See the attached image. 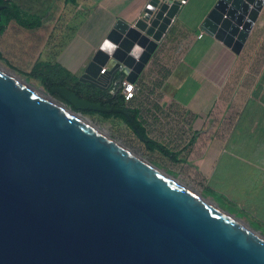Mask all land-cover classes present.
<instances>
[{"label":"water","instance_id":"95a60500","mask_svg":"<svg viewBox=\"0 0 264 264\" xmlns=\"http://www.w3.org/2000/svg\"><path fill=\"white\" fill-rule=\"evenodd\" d=\"M184 1L150 0L136 21L118 19L79 80L103 90L124 76L136 82ZM263 4L220 0L203 29L239 54ZM26 83L0 69V264H264V234L52 92L75 110L133 122L125 109L66 86L49 99Z\"/></svg>","mask_w":264,"mask_h":264},{"label":"crops","instance_id":"0c3cea01","mask_svg":"<svg viewBox=\"0 0 264 264\" xmlns=\"http://www.w3.org/2000/svg\"><path fill=\"white\" fill-rule=\"evenodd\" d=\"M219 1H184L126 105L155 131L153 140L186 147L170 149L182 154L203 194L264 234V4L237 54L203 29ZM149 2L71 3L78 24L56 62L79 79L117 20L136 21ZM227 94L235 119L226 132L223 120H209Z\"/></svg>","mask_w":264,"mask_h":264},{"label":"rangeland","instance_id":"374dc122","mask_svg":"<svg viewBox=\"0 0 264 264\" xmlns=\"http://www.w3.org/2000/svg\"><path fill=\"white\" fill-rule=\"evenodd\" d=\"M15 1L23 10L30 13L40 12L50 3H53V7L48 17L44 20L43 25L36 29L22 27L14 19L10 21L0 42V50L7 61L0 59V65L5 70L29 83L33 88L50 96L49 89L43 84L42 80L29 75V72H31L38 63L56 62L61 47L75 31L79 14L77 13V9L67 0ZM53 97L62 105L75 111V113L87 120L91 125L101 129L113 139L130 148L181 183L192 188L196 193L203 194L202 189L193 177L192 169L182 159V154L180 156V161L175 163L158 151L147 150L144 142L121 118L115 116L105 117L98 112L75 110L72 105L65 102L60 97L56 95H53ZM222 100L223 101L219 103L213 114H211L209 125H219L223 120L224 126L221 128L223 131L227 132V129H230L235 119L231 118V116L235 114V110H232L235 108V105L231 103L230 94H227ZM145 128L147 135L152 138L155 131L150 129V126H145ZM158 140H161V142L169 148L180 152L184 151L186 148L181 145H173L172 142H167L163 140L162 137H158Z\"/></svg>","mask_w":264,"mask_h":264},{"label":"trees","instance_id":"16d2710c","mask_svg":"<svg viewBox=\"0 0 264 264\" xmlns=\"http://www.w3.org/2000/svg\"><path fill=\"white\" fill-rule=\"evenodd\" d=\"M68 2L75 3L76 0H67ZM1 9V21H0V42L3 35L5 34L8 25L12 19H14L20 26L36 29L43 25L44 20L50 14L53 3H50L45 9L40 12L30 13L23 10L21 6L15 0H0ZM0 59L6 60L2 51L0 50ZM7 61V60H6ZM29 75L40 78L43 84L51 91L52 87L66 86L71 91L75 92L79 97L88 99L92 102H99L103 106L112 108L119 107L125 109L129 113L133 122H130L125 113L116 112H98L105 117H119L121 118L132 130L133 132L144 142L145 147L149 151H158L162 155L168 157L173 162H179V152L171 150L166 145L157 142L150 138L146 133V128L140 120L139 111L135 108L126 105L124 96L120 92H112V87L103 90L95 87L89 83L80 81L76 76H73L66 68L61 64L55 62H44L38 63L29 72ZM67 102L58 93L52 92ZM68 103V102H67ZM86 112H96V111H86ZM134 125L139 128V133L136 132ZM207 196V193H204Z\"/></svg>","mask_w":264,"mask_h":264},{"label":"built area","instance_id":"2783aa9c","mask_svg":"<svg viewBox=\"0 0 264 264\" xmlns=\"http://www.w3.org/2000/svg\"><path fill=\"white\" fill-rule=\"evenodd\" d=\"M164 2L169 3L171 5L173 3V0H160V3H164ZM175 19H176V16L172 18L171 24L169 25L167 31L171 28L172 24L175 22ZM200 36H202V34ZM162 39L159 41V44L161 43ZM105 71H106V68L102 70V73H104ZM138 81L139 79L136 82H131L125 76L122 78H119L116 81V83L112 86V89H113L112 92H115V91L120 92L124 96L126 102L131 101L135 96V92L137 91Z\"/></svg>","mask_w":264,"mask_h":264},{"label":"bare ground","instance_id":"6f19581e","mask_svg":"<svg viewBox=\"0 0 264 264\" xmlns=\"http://www.w3.org/2000/svg\"><path fill=\"white\" fill-rule=\"evenodd\" d=\"M0 69H2L3 71H5L6 73H8L9 75L13 76L15 79H17L18 81L22 82V83H26L24 80L20 79L18 76L10 73L9 71L5 70L1 65H0ZM29 87H31L35 92L39 93L40 95L46 97V98H49V99H52L51 96L47 95V94H44L40 91H38L37 89L33 88L31 85H29V83H26ZM80 120H82L83 122L89 124L91 127L99 130L101 133L105 134L106 136H109L107 133H105L104 131H102L101 129L91 125L87 120L83 119L82 117H80L77 113L73 112ZM187 186V185H186ZM186 188H188L189 190H191L192 192H194L195 194L197 195H201L200 193H196L195 191H193L192 188H190L189 186H187Z\"/></svg>","mask_w":264,"mask_h":264},{"label":"flooded vegetation","instance_id":"af4514ba","mask_svg":"<svg viewBox=\"0 0 264 264\" xmlns=\"http://www.w3.org/2000/svg\"><path fill=\"white\" fill-rule=\"evenodd\" d=\"M86 83H88V82H86ZM89 84H91V83H89ZM91 85H93V84H91ZM94 86V85H93ZM96 87V86H95Z\"/></svg>","mask_w":264,"mask_h":264}]
</instances>
